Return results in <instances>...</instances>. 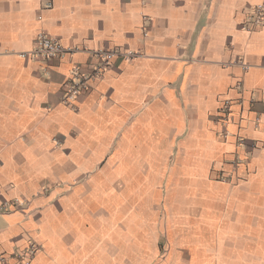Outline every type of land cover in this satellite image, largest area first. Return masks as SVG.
Instances as JSON below:
<instances>
[{"label":"crops","instance_id":"obj_1","mask_svg":"<svg viewBox=\"0 0 264 264\" xmlns=\"http://www.w3.org/2000/svg\"><path fill=\"white\" fill-rule=\"evenodd\" d=\"M263 2L0 0V264H264Z\"/></svg>","mask_w":264,"mask_h":264},{"label":"built area","instance_id":"obj_2","mask_svg":"<svg viewBox=\"0 0 264 264\" xmlns=\"http://www.w3.org/2000/svg\"><path fill=\"white\" fill-rule=\"evenodd\" d=\"M50 7V3L47 2L46 8ZM258 26H264V2L251 7L247 11L245 28L252 29ZM68 52L69 50L64 48L57 40L40 33L37 35L34 47L29 54L34 60L47 62L58 60ZM92 56L94 64L88 73H81L77 68L71 72L70 79L67 82V89L61 98L64 104L69 105L72 99L88 90L90 83L100 78L115 60L121 58L122 60L131 61L136 54L129 51L111 50L97 51L92 53ZM35 249V246L29 245L26 250L29 257L33 256Z\"/></svg>","mask_w":264,"mask_h":264}]
</instances>
